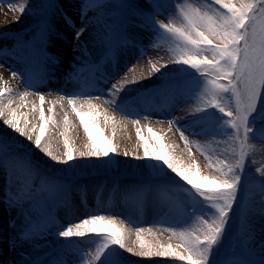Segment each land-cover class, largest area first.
<instances>
[{
    "label": "rangeland",
    "instance_id": "1",
    "mask_svg": "<svg viewBox=\"0 0 264 264\" xmlns=\"http://www.w3.org/2000/svg\"><path fill=\"white\" fill-rule=\"evenodd\" d=\"M21 3L25 4L23 14L15 10ZM82 4L83 0H0L4 14L16 16L8 20L0 14V70L13 84L2 87L18 86L19 100L23 90L35 98L59 94L65 100H91L99 104L102 113L98 117L101 131L107 137L114 127L113 142L118 145L117 154L108 158L77 157L69 164H60L25 144V138L6 128L0 117V143L7 146L15 161L11 166L0 165V264H88L89 253L102 242L101 237L88 234L69 247L58 231L92 215L112 218L120 212L112 211L120 209H133L146 219L137 227L155 230L152 235L144 234L146 241L175 245L178 238L164 229L173 228L177 233L192 230L198 223L196 216L206 219L215 213L162 162L144 157L145 147L150 156L171 152L186 164L195 160L197 170L210 175L214 173L208 169L206 157L213 163L235 158L228 137L232 130L223 123L227 118L217 109L194 115L195 109L209 99L204 94L203 78L187 66L170 62L177 42L155 25V18L178 22L173 0H156L155 6L152 0H101L100 6L85 10L83 20ZM146 17L152 18L150 24ZM82 26L86 30L77 42L75 34ZM103 36H111L112 43L100 39ZM125 39L130 42L125 43ZM43 53V67H39L37 55ZM165 64L168 66L162 67ZM152 65L160 71L151 73ZM113 84L121 90L117 92ZM5 96L7 103L10 93L5 91ZM33 103L39 105V100H32L30 109ZM225 103L234 106L230 94H226ZM62 104L73 126L69 137L82 147L87 140L83 128L67 103ZM104 115L111 117L108 123ZM28 119H33L32 113ZM134 119L138 125H133ZM170 121L174 123L170 125ZM249 124L251 139L245 145L246 163L239 173L236 199L208 264H249L246 258L264 264V175L257 171L264 170V92L249 116ZM177 128L187 137L188 149ZM53 150L58 154L64 150L58 131ZM125 150L128 157L123 155ZM235 150L239 152L238 147ZM137 155L142 159H135ZM46 214L50 215L42 223L44 227L22 239L24 230L39 227ZM92 227L109 232L118 228L105 222ZM137 227H132L129 243L135 241ZM43 239L47 242L38 248L36 244ZM98 264L186 262L171 257L138 258L111 246Z\"/></svg>",
    "mask_w": 264,
    "mask_h": 264
},
{
    "label": "snow or ice",
    "instance_id": "2",
    "mask_svg": "<svg viewBox=\"0 0 264 264\" xmlns=\"http://www.w3.org/2000/svg\"><path fill=\"white\" fill-rule=\"evenodd\" d=\"M178 13V22L169 19L167 23L155 18V25L159 30L172 37L176 43V49L171 63L184 65L193 69L203 78L204 94L209 97L204 106L195 109V114L204 113L209 109H217L223 117L224 124L232 130L228 134L229 141L233 145L231 153L234 161L221 159L213 163L211 157L208 159V169L214 174L200 172L196 168L195 160L186 164L181 157L171 152L161 156L152 154L150 156L147 147L144 149V157L154 161L162 162L171 172L191 186V189L211 208L214 215L208 218L196 216L198 223L192 230L180 233L173 228H166L172 236L178 238V242L162 244L158 240L149 242L143 239L145 233L152 235L151 229L143 227L135 228V241L129 243L132 228L125 229L123 223L112 232L107 229L92 227L101 222L108 225L116 224V221L103 215H92L79 222L71 223L58 236L69 242V247L88 234H96L101 237L102 242L95 247V251L89 253L91 259L88 264H98L102 255L111 246H117L131 256L138 258H166L171 257L176 261L186 264H208L209 255L213 247L221 238L229 213L236 199L237 186L239 184V173L245 166V145L251 139L249 133L252 128L249 124V116L256 110L262 92H264V0H210V3L201 4L200 0H188L180 3L173 0ZM101 0H83L81 8V19L86 17V9L92 6H100ZM156 5V0H152ZM13 9V4L9 3ZM218 6V8L216 7ZM16 11L21 14L25 11V4L21 3ZM152 18H145L150 24ZM86 28L80 27L75 34V40L80 41ZM104 42L111 44V36L100 37ZM125 43L130 41L124 40ZM165 64L162 67H167ZM160 71L155 65L151 66V73ZM13 77L17 73H11ZM132 82H135L134 80ZM112 88L119 92L121 89L116 84ZM5 91L12 92L11 88L0 87V117L3 125L12 130L20 137L26 138L29 144L53 162L69 164L75 158L102 159L112 154H117L118 145L114 138L116 130L113 127L111 135L105 136L100 129L98 117L102 114L97 105L91 100L78 102L76 99L67 98L66 103L79 121L83 132L87 137L82 147H78L75 141L69 137L73 126L70 124L69 113L63 112L62 121L54 118L56 102L49 101L45 110V99L39 95V105L33 103L30 112L33 119H28V113H20L18 108L12 107V100L5 103ZM35 94V93H32ZM226 94H230L233 103H225ZM30 95L24 92L20 96L23 101ZM100 100L102 97L96 96ZM65 96H60L59 101H64ZM115 100L111 103L113 104ZM62 110L63 106L61 105ZM47 113V115H46ZM22 117V119H21ZM111 119L104 115L105 123ZM133 125H138V120H132ZM170 125L174 123L169 122ZM180 139L185 141V149L189 148L187 137L179 128ZM57 131L62 138L63 152L58 154L53 150V139ZM151 132V129H148ZM137 137L141 135V129L136 127ZM264 139V136L261 137ZM167 147L171 148V145ZM236 147L239 152H236ZM125 157L130 154L127 150L123 152ZM189 158L192 152H187ZM140 160L142 157L135 156ZM14 159L6 145L0 143V165L11 166ZM264 175V170L258 169ZM264 190V186H261ZM51 194V193H50ZM40 225H33L24 230L22 239H27L35 234ZM77 238V240H73ZM79 254L80 249L76 250ZM234 264V262H233Z\"/></svg>",
    "mask_w": 264,
    "mask_h": 264
},
{
    "label": "bare ground",
    "instance_id": "3",
    "mask_svg": "<svg viewBox=\"0 0 264 264\" xmlns=\"http://www.w3.org/2000/svg\"><path fill=\"white\" fill-rule=\"evenodd\" d=\"M2 10H3V8H0V14H2V17L4 19H8L9 20V19H13V18L16 17V16L13 17V15L4 14V12ZM134 74H136V73H134ZM3 75H4L3 72L0 70V87H2L1 84H4L5 88H7L8 84H10L12 86L13 84L10 83V80H8L9 78L6 79V78H4ZM16 87H18V86H16L14 84V86H13L14 91H12V93H10L11 97H9L10 100H12V107L13 108H18L19 105H21V104L24 105V107H19L18 108V115L20 113H28V116H29L31 114V112H30V102L32 100H37L38 101L39 100L38 96L35 98L32 95H28L27 97H25V99L23 101H21V100H19V97H18V95H19L18 91L17 92L15 91ZM24 92H25V90H23V93ZM42 95L44 96V99H45V105L44 106L48 107L49 106V104H48L49 101L56 102L55 108H54V118L57 119L58 121H62V116H63V112L65 111V108L63 107V110H62L61 105H63L62 103H66V100H64L62 102L59 101V97H60L59 94H55L54 96H46V94H42ZM32 97L34 99H31ZM93 104H95V103H93ZM98 106H99V104H98ZM101 110L104 111V108H101ZM21 119H22V117H21ZM24 143L27 144V145L29 143L26 138L24 139ZM110 211H111V209H110ZM118 211H120L119 214H115L111 218V219L116 221V224H114V225H116L117 227H120L121 223H123L124 221H126L129 224V226H130L129 227L127 224L125 225L123 223V226H124L125 229L132 228L134 226L137 227V225L139 226V224H142V223H144L146 221V219H143L144 218L143 216H141V215L139 216L135 211H133V209L131 211H128V212H126V210L123 211V210L120 209V210H117V211H112V213L113 212H118ZM72 216L76 217V214H75L74 211L72 213ZM108 218H110V217H107V219ZM8 222H10V219L8 220ZM150 229L152 231V234L156 233L155 230H153L152 228H150ZM46 242H47V240L43 239V240H40L39 243L36 244V245H37L38 248H40L41 245H43V243H46ZM37 247H34V248H37ZM12 261L14 262V258H12Z\"/></svg>",
    "mask_w": 264,
    "mask_h": 264
}]
</instances>
